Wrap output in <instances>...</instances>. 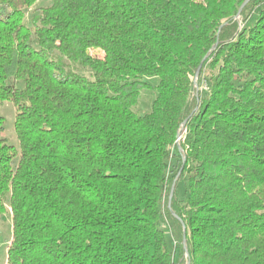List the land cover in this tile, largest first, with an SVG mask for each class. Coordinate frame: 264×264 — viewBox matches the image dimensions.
I'll return each instance as SVG.
<instances>
[{"label": "trees", "instance_id": "16d2710c", "mask_svg": "<svg viewBox=\"0 0 264 264\" xmlns=\"http://www.w3.org/2000/svg\"><path fill=\"white\" fill-rule=\"evenodd\" d=\"M37 1L0 0L5 264H264V0Z\"/></svg>", "mask_w": 264, "mask_h": 264}, {"label": "rangeland", "instance_id": "374dc122", "mask_svg": "<svg viewBox=\"0 0 264 264\" xmlns=\"http://www.w3.org/2000/svg\"><path fill=\"white\" fill-rule=\"evenodd\" d=\"M51 0H38L36 5L31 8L26 9V20H31V15L34 13L35 8H39L41 6L48 5ZM93 53H98L103 55L101 50H94ZM77 70L86 76H92V70L87 66L79 65L77 66ZM145 81L149 83V85L145 86L141 90V95L137 105L134 107V110L139 115H145L150 112L152 109V104L154 102V98L157 96V87L155 85L159 82L158 76H146ZM18 86H24L23 81L18 82ZM203 86H197L196 91L202 90ZM11 100H5L0 108V115L5 118V131L1 134V137H4L8 143L14 145L19 144V140L17 138L15 132V117L16 116V107L12 104ZM185 134V133H184ZM177 195L182 200L186 197V193L188 190V177L185 173L182 178H180L176 182ZM12 238V214L11 211L7 214L0 215V264L6 263L7 258V250L8 245L11 242Z\"/></svg>", "mask_w": 264, "mask_h": 264}, {"label": "water", "instance_id": "95a60500", "mask_svg": "<svg viewBox=\"0 0 264 264\" xmlns=\"http://www.w3.org/2000/svg\"><path fill=\"white\" fill-rule=\"evenodd\" d=\"M248 2H249V0H246V1L242 4L241 9H242V8H243ZM241 9H240V10H241ZM202 66H203V63L199 66V68H198L197 71H196L195 82H196L198 76H199L200 73H201ZM187 121H188V119H186L185 122L183 123L184 126L186 125ZM181 172H182V170H180L179 175H180ZM173 192H174V187H173L172 190H171V197H172V195H173ZM185 238H186V234H185V229H184V239H183V243H184V245H186V239H185ZM188 264H189V262H188Z\"/></svg>", "mask_w": 264, "mask_h": 264}, {"label": "built area", "instance_id": "2783aa9c", "mask_svg": "<svg viewBox=\"0 0 264 264\" xmlns=\"http://www.w3.org/2000/svg\"><path fill=\"white\" fill-rule=\"evenodd\" d=\"M183 139V133L178 136V143Z\"/></svg>", "mask_w": 264, "mask_h": 264}]
</instances>
